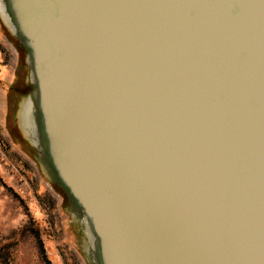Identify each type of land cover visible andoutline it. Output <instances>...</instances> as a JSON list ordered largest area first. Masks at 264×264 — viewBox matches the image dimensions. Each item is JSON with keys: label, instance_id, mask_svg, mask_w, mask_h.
<instances>
[{"label": "water", "instance_id": "1", "mask_svg": "<svg viewBox=\"0 0 264 264\" xmlns=\"http://www.w3.org/2000/svg\"><path fill=\"white\" fill-rule=\"evenodd\" d=\"M25 120L94 264H264V0H0Z\"/></svg>", "mask_w": 264, "mask_h": 264}, {"label": "rangeland", "instance_id": "2", "mask_svg": "<svg viewBox=\"0 0 264 264\" xmlns=\"http://www.w3.org/2000/svg\"><path fill=\"white\" fill-rule=\"evenodd\" d=\"M26 48L0 10V264H94L84 224L28 131Z\"/></svg>", "mask_w": 264, "mask_h": 264}]
</instances>
